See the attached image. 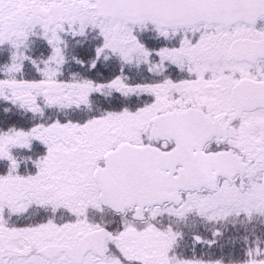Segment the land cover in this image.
I'll return each instance as SVG.
<instances>
[{
  "label": "snow or ice",
  "instance_id": "snow-or-ice-1",
  "mask_svg": "<svg viewBox=\"0 0 264 264\" xmlns=\"http://www.w3.org/2000/svg\"><path fill=\"white\" fill-rule=\"evenodd\" d=\"M0 264H264V0H0Z\"/></svg>",
  "mask_w": 264,
  "mask_h": 264
}]
</instances>
